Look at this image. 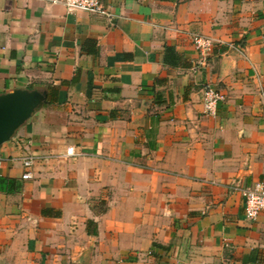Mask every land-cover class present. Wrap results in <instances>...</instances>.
Returning a JSON list of instances; mask_svg holds the SVG:
<instances>
[{"label":"crops","instance_id":"1","mask_svg":"<svg viewBox=\"0 0 264 264\" xmlns=\"http://www.w3.org/2000/svg\"><path fill=\"white\" fill-rule=\"evenodd\" d=\"M104 5L0 0V94L48 101L0 149V264H264L240 193L264 184V0Z\"/></svg>","mask_w":264,"mask_h":264},{"label":"built area","instance_id":"2","mask_svg":"<svg viewBox=\"0 0 264 264\" xmlns=\"http://www.w3.org/2000/svg\"><path fill=\"white\" fill-rule=\"evenodd\" d=\"M50 4H60L65 7L68 12L80 11L92 15L110 17L107 7L104 5V0H42ZM191 44L196 53V58L192 63L191 70L193 72L205 68L209 56L212 54L214 41L198 33L191 36ZM225 96L222 90L212 88L209 85L202 87V106L204 114L207 116H214L217 110L218 102L224 100ZM24 143V142H23ZM22 144V143H21ZM75 155L72 147L68 148L66 153L62 156L64 159L73 157ZM24 173L22 174L23 180L32 178L31 169L34 167L37 155L32 152L24 153L19 157ZM0 155V164L2 163ZM241 196L244 200V213L248 220H255L259 213L264 211V184L256 182L249 187L240 190Z\"/></svg>","mask_w":264,"mask_h":264},{"label":"water","instance_id":"3","mask_svg":"<svg viewBox=\"0 0 264 264\" xmlns=\"http://www.w3.org/2000/svg\"><path fill=\"white\" fill-rule=\"evenodd\" d=\"M45 91L15 89L0 94V149L30 117L48 103Z\"/></svg>","mask_w":264,"mask_h":264},{"label":"trees","instance_id":"4","mask_svg":"<svg viewBox=\"0 0 264 264\" xmlns=\"http://www.w3.org/2000/svg\"><path fill=\"white\" fill-rule=\"evenodd\" d=\"M167 51H169V49H167Z\"/></svg>","mask_w":264,"mask_h":264}]
</instances>
